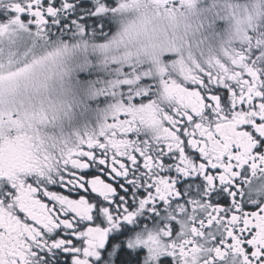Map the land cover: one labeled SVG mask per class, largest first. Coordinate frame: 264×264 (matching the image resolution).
<instances>
[{
	"label": "snow or ice",
	"instance_id": "obj_1",
	"mask_svg": "<svg viewBox=\"0 0 264 264\" xmlns=\"http://www.w3.org/2000/svg\"><path fill=\"white\" fill-rule=\"evenodd\" d=\"M0 264H264V0H0Z\"/></svg>",
	"mask_w": 264,
	"mask_h": 264
}]
</instances>
